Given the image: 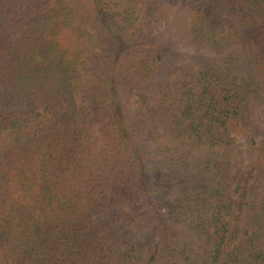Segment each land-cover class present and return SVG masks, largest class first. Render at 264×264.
Masks as SVG:
<instances>
[{"label": "trees", "instance_id": "obj_1", "mask_svg": "<svg viewBox=\"0 0 264 264\" xmlns=\"http://www.w3.org/2000/svg\"><path fill=\"white\" fill-rule=\"evenodd\" d=\"M0 264H264V0H0Z\"/></svg>", "mask_w": 264, "mask_h": 264}, {"label": "rangeland", "instance_id": "obj_2", "mask_svg": "<svg viewBox=\"0 0 264 264\" xmlns=\"http://www.w3.org/2000/svg\"><path fill=\"white\" fill-rule=\"evenodd\" d=\"M175 52L174 54H178L177 57L172 59L171 62L167 63L166 66L169 68H174L173 66H178L181 64H190L193 67L199 65L196 61L193 62L191 58V50L186 47H182L181 44L177 43L171 48Z\"/></svg>", "mask_w": 264, "mask_h": 264}]
</instances>
